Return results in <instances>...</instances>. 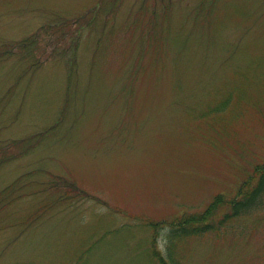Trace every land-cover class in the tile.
Returning <instances> with one entry per match:
<instances>
[{
  "label": "rangeland",
  "instance_id": "obj_1",
  "mask_svg": "<svg viewBox=\"0 0 264 264\" xmlns=\"http://www.w3.org/2000/svg\"><path fill=\"white\" fill-rule=\"evenodd\" d=\"M34 35L37 71L0 61V141L35 147L0 190L31 173L81 195L0 232V264H160L171 223L264 163V0H0V48ZM179 242V264H264V209Z\"/></svg>",
  "mask_w": 264,
  "mask_h": 264
},
{
  "label": "trees",
  "instance_id": "obj_2",
  "mask_svg": "<svg viewBox=\"0 0 264 264\" xmlns=\"http://www.w3.org/2000/svg\"><path fill=\"white\" fill-rule=\"evenodd\" d=\"M36 45L35 35L15 44L5 45L4 48H0V61L2 62L4 59L8 61L14 57L21 58L27 65L26 70L21 75L34 73L41 67L36 55L39 51ZM15 48L20 50L24 48V53L22 55L17 54L14 52ZM75 69L73 65L71 70ZM32 140L0 141V169L29 154L35 148ZM49 177L51 176L49 175ZM64 189L69 190L63 191ZM70 193L73 194L70 196ZM80 195V189L77 185L67 179L52 177V180L49 178L41 181L35 180L31 173L23 175L0 190V232L14 227L19 229L20 234H24L29 228L39 224L49 216L57 206L66 203L68 200H76ZM29 201L31 207L22 211L21 206ZM226 205L230 206V210L218 222L219 210ZM262 209H264V163L257 165L253 174L243 181L236 198L226 200L225 196L221 194L211 202L203 213L184 215L177 222L170 224L172 232L168 247L167 259L169 261L159 255V251L153 249V252L158 257L160 264H179L173 255L178 242L180 241L181 244L182 239L203 235L210 231H218L223 223L248 216ZM151 225L155 230L158 227V224L153 223Z\"/></svg>",
  "mask_w": 264,
  "mask_h": 264
}]
</instances>
